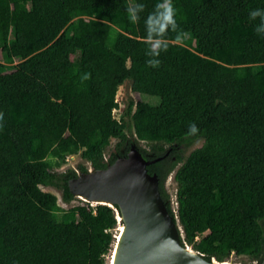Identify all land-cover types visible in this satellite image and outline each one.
I'll list each match as a JSON object with an SVG mask.
<instances>
[{
  "label": "trees",
  "instance_id": "trees-1",
  "mask_svg": "<svg viewBox=\"0 0 264 264\" xmlns=\"http://www.w3.org/2000/svg\"><path fill=\"white\" fill-rule=\"evenodd\" d=\"M130 2L0 0V50L27 65L6 75L0 64V264H106L118 208L76 199L67 184L77 172L55 168L80 153L105 169L140 142L144 160L162 158L147 172L183 243L208 262L264 260V34L249 20L264 0H173L187 35L176 43L168 33L158 68L146 64L144 39L157 0H137L138 22L125 12ZM126 81L159 102L130 100L125 125L112 113ZM111 139L116 152L104 161ZM174 170L176 214L164 188ZM41 187L81 204L62 209Z\"/></svg>",
  "mask_w": 264,
  "mask_h": 264
},
{
  "label": "water",
  "instance_id": "water-1",
  "mask_svg": "<svg viewBox=\"0 0 264 264\" xmlns=\"http://www.w3.org/2000/svg\"><path fill=\"white\" fill-rule=\"evenodd\" d=\"M161 159L144 160L133 145L127 157L118 158L105 169L77 172V177L68 181L76 199L118 208L116 220L123 230L117 233L110 264L226 263L208 262L183 243L178 218L169 214L160 197L157 176L147 172V166Z\"/></svg>",
  "mask_w": 264,
  "mask_h": 264
},
{
  "label": "rangeland",
  "instance_id": "rangeland-1",
  "mask_svg": "<svg viewBox=\"0 0 264 264\" xmlns=\"http://www.w3.org/2000/svg\"><path fill=\"white\" fill-rule=\"evenodd\" d=\"M9 57H10V59H7L4 51L0 50V64L7 67V70H5L6 75L12 74V73L16 72L18 69H26L27 68L26 63L24 61L18 60L12 53H9ZM130 100H132L133 102L142 101V102L149 103L151 105H156L159 102V99L157 97L133 93L131 91V88H130V81H126L122 86H120L118 88V91L116 94V102H117L118 107H117V109L113 110V113H112L113 117L116 120L122 119V121L125 123V125L129 123V119L123 118V111L125 110V107L127 106L128 102ZM126 133H127V135H129V132L126 131ZM116 143H117V140H115V139L110 140L109 146L104 151V161H107L109 159L110 155H112L113 153L116 152V149H115ZM202 144H203L202 140H197V141L193 142L190 146L184 148L183 149L184 158L186 156H188L189 153L191 151H193L194 149L201 147ZM134 146H135L136 150H138L140 148V149H144V150L148 151V145L146 143L140 142L139 144H134ZM79 166H83L86 169L91 168L90 164L88 162L84 161L81 158L80 154L78 153L72 162H70L69 164H66V165L61 163L58 168H55V170L57 172H60V173L66 172L68 170L80 172ZM174 173H175V171H173L167 177L165 184H164V188H165V190L169 196L171 209H172L173 213L176 214L177 203H176V183L174 181ZM41 189L44 192H48V193H51L54 196H56V198L58 200V205L62 209H69L72 206H76V205L81 204V202H79L78 200L72 201L68 204L64 203L62 201L61 191L56 189V188L41 187ZM118 228H119V226H117V228L114 231V233L116 235L118 233ZM202 235H204V231L200 229L199 230V237ZM111 255H112L111 252L106 255V264H110ZM225 262L226 263H224V264H256L255 262H253L251 259H249L246 256H233V255H231Z\"/></svg>",
  "mask_w": 264,
  "mask_h": 264
},
{
  "label": "clouds",
  "instance_id": "clouds-1",
  "mask_svg": "<svg viewBox=\"0 0 264 264\" xmlns=\"http://www.w3.org/2000/svg\"><path fill=\"white\" fill-rule=\"evenodd\" d=\"M127 16L131 22H138L141 14L145 11L143 3L133 0L125 7ZM177 9L173 0H157L153 10L144 18L145 41L147 45L146 64L152 68H158L161 64L159 59L162 52H166L169 47L168 33H175L176 43H182L187 33L179 29L177 23ZM250 21H258L255 24V31L258 34H264V8H256L249 12ZM90 78V74H85L83 79ZM3 119V113H0V120ZM199 128L195 123L189 125L188 134L196 135Z\"/></svg>",
  "mask_w": 264,
  "mask_h": 264
},
{
  "label": "built area",
  "instance_id": "built-area-1",
  "mask_svg": "<svg viewBox=\"0 0 264 264\" xmlns=\"http://www.w3.org/2000/svg\"><path fill=\"white\" fill-rule=\"evenodd\" d=\"M76 155L77 154H67V155H65L64 158H63V164L66 165V164H69L70 162H72Z\"/></svg>",
  "mask_w": 264,
  "mask_h": 264
},
{
  "label": "bare ground",
  "instance_id": "bare-ground-1",
  "mask_svg": "<svg viewBox=\"0 0 264 264\" xmlns=\"http://www.w3.org/2000/svg\"><path fill=\"white\" fill-rule=\"evenodd\" d=\"M119 228H120V230H118V234H119L120 232H122V230H123L122 225H120ZM116 236H117V235H116ZM117 237H118V236H117ZM187 249H188V250H191L189 247H187ZM111 258H112V256H111ZM111 261H112V259H111ZM110 263H111V262H110Z\"/></svg>",
  "mask_w": 264,
  "mask_h": 264
},
{
  "label": "flooded vegetation",
  "instance_id": "flooded-vegetation-1",
  "mask_svg": "<svg viewBox=\"0 0 264 264\" xmlns=\"http://www.w3.org/2000/svg\"><path fill=\"white\" fill-rule=\"evenodd\" d=\"M168 153H169V151H168ZM118 158H121V157H118ZM175 171V170H174Z\"/></svg>",
  "mask_w": 264,
  "mask_h": 264
}]
</instances>
